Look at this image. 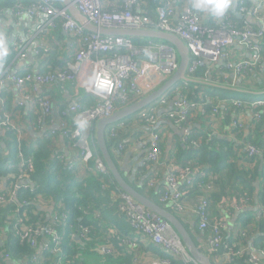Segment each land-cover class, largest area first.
Segmentation results:
<instances>
[{
	"label": "built area",
	"instance_id": "1",
	"mask_svg": "<svg viewBox=\"0 0 264 264\" xmlns=\"http://www.w3.org/2000/svg\"><path fill=\"white\" fill-rule=\"evenodd\" d=\"M254 1L255 6L249 10V13L253 18L261 21L255 15L264 8V0ZM72 2L81 14L98 26L124 29L148 27L176 34L185 42L189 50L190 61L186 70L188 77H193L194 71L202 63L207 65L219 64L221 68L238 77L246 70L251 71L254 67H261L263 64L260 45V38L264 34L263 30L254 31L249 28L243 30L231 28L215 29L203 26L199 23L195 12L189 8L180 15L179 19L172 20L170 15L174 12V7L170 3L166 6L156 7V16L153 19L148 14L135 12L132 9L135 0H120L124 5L122 9L119 6L105 9L101 0H72ZM244 6V4L240 6L239 13L247 12V8ZM11 12L16 17H32L44 14L48 17L45 27H53L59 22L62 30L74 38L77 48L73 59L67 61L62 68L55 71L41 74L38 71L33 72L28 69H23V73H20L19 70H1L0 110L3 103L2 88L7 83L13 84L17 88L31 84L33 90L37 91L36 85L79 81L86 77L85 69L89 66L88 82L84 89L97 98L96 105L83 107L78 103L72 104L68 107L66 106V109L58 110L60 117L56 121L53 120V117L46 121L45 117L53 113V104L47 96L39 95L35 99V103L41 110V115L37 119L38 123L45 125V129L50 130L51 133L58 130L65 139L77 144L79 149L76 158L80 159L86 168L88 167V162L94 160V169L99 174H109L102 158L96 152L92 143L96 120L110 116L112 112L117 110V106L123 107L134 99L142 97L148 72H154L155 75H159L161 80H165L170 76L178 66V58L174 49L166 43L152 41L138 48L129 37L103 36L87 32L82 25L72 18L66 7L57 6L54 0H32L29 4H24L22 0H17ZM43 30L40 29V31ZM234 43H239L249 49L250 60H233L231 58L228 47ZM22 50H24V47H22ZM34 53L36 55L40 54L37 47L34 48ZM20 55L22 57L25 56L24 53ZM186 85L187 82H182L171 88L170 92L159 98L155 104L141 110L137 119L145 118L148 125L151 127L155 126L158 121L156 116L157 107L170 103L171 107L167 111L166 117L183 130L182 141H186L191 133L188 123L190 110L197 109L198 106V103L192 102L183 93L186 91ZM232 102L237 107L243 106L250 110H257L253 115L255 119L259 118L258 113L264 112V98L257 97L251 100L240 98ZM213 113H218V110L213 109ZM69 118L76 124L74 127H70L71 124L67 122ZM121 125L122 122H118L116 126L109 130L111 137H114L115 130ZM0 128L9 129L16 134L19 158L17 179L28 176L27 174L32 170V159L24 157L21 152L23 130L15 124L7 112L0 114ZM160 139L161 135L156 131L155 127L148 132V137L145 140L147 151L145 152L144 160L146 162L157 163L159 161ZM118 147L121 149L122 145L119 144ZM245 152L248 158L264 156V149L249 143L245 146ZM59 158L63 159V156L59 155ZM69 167H73L72 162H69ZM201 176L203 175H196L190 166L183 168L173 167L166 173L167 188L162 192L161 201H167L169 205L182 210L183 207L179 204V200L183 193L178 189V185L180 183L187 185L196 183L200 187L210 189L211 184H202L201 181H194V179L199 180ZM19 188L21 187L15 184L6 193V196L0 195V203L16 198ZM112 194V197L118 200V210L128 219L130 226L140 234L142 241L151 242L161 247L163 251L168 253L173 259L181 261L182 264H197L186 252L178 235L168 223L144 209L130 195L118 188ZM234 207L236 210L243 209L239 204H235ZM192 212L199 219V229L206 228L209 220L208 202L202 199L195 211ZM57 224L58 221L53 220L51 223L41 225L38 228L29 227V229L22 231L21 239L29 238L32 246L37 247V237L48 240V242L43 241L41 243L38 249L39 254H34V260H38V256L50 249L52 252L56 251V246L60 244ZM226 227L227 221L224 217L215 218L211 225L212 235L207 239V249L202 251L210 256L211 260L216 264H235V261L241 257H245L247 264H259L261 257L264 256V247L246 246L243 242V237L246 235L245 232L240 234L239 244L228 242L224 233ZM86 231V229H83L81 236ZM122 242L129 244L131 247L135 246V243L131 242V240H122ZM52 245H54V248H51ZM102 248L103 251L109 249L108 246ZM4 257H7V255H4ZM171 261V259L165 257L157 260L156 264H170Z\"/></svg>",
	"mask_w": 264,
	"mask_h": 264
},
{
	"label": "trees",
	"instance_id": "2",
	"mask_svg": "<svg viewBox=\"0 0 264 264\" xmlns=\"http://www.w3.org/2000/svg\"><path fill=\"white\" fill-rule=\"evenodd\" d=\"M137 1L139 0H135L133 5L136 4ZM148 1L150 3V9L148 13L146 12L145 14L150 15L153 19L156 16L155 8L158 6H166L168 3L174 7V12L170 15V19H179L181 14L175 11V6L177 5H175V3H173L171 0ZM16 2L17 0H0V12L5 9L8 10L12 9V7L14 8ZM22 2L24 4H29L32 2V0H22ZM54 2L57 6H61V3L58 0H54ZM244 4L247 10H251L254 7V4L251 2V0H246ZM119 7L122 9L124 5L120 3ZM255 16H258L261 21H258L252 17L253 20L241 19L236 22L233 19L234 14H231L228 11L223 17H220L221 19L218 22L215 20V18H213L209 19L207 22L199 21V23L203 26L215 29L231 28L243 30L249 28L254 31L263 30L264 32V8L258 11ZM131 39L133 44L138 48L145 46L150 41L164 43L163 41L157 39L143 37H135ZM260 45L261 54L263 55L264 61V34L260 38ZM231 46L228 47L229 52ZM38 49L40 52L43 50L42 47H39ZM44 50L45 52L49 51V49ZM208 66L209 65L206 63L199 65L194 71L193 78L202 79L203 77L206 79L204 76L205 74L203 75L201 73V71H204L210 76V80H213L218 84H223V82H225L223 81L224 78L220 77V75L217 76L216 74L218 69L214 70V74H211L212 69ZM3 68L4 67L0 65V71L4 70ZM23 71L24 70H21L20 73H23ZM51 71L55 70L40 69L38 72L43 74ZM220 71L223 73L228 72L224 68H221ZM248 72L249 71L246 70L244 73H242L243 75L241 74L240 76L241 79H246V76L249 75ZM249 79L250 81L247 79L246 82H243L247 84H242L244 87L256 88L263 86V84H261L257 79H253L252 77H249ZM249 83L252 84L248 85ZM178 84H180V82H178L177 85ZM170 90L171 89H169L165 95H167ZM211 90H213L211 87H207L205 85L198 83H187L186 91L183 93L192 102L203 104L204 108H209L210 111H212L211 114L217 115L221 111V108L218 103L219 100L216 98L217 96L215 97V95L211 93ZM3 91L4 88H2V94ZM199 93H201V96H199ZM236 94L241 95L242 99L245 100H251L253 97L257 98V96L246 93ZM204 97L213 98L212 100L207 101ZM219 98L221 100L224 98L229 99L230 97L220 96ZM130 99L132 100L131 97ZM157 101L149 106H152ZM116 108L119 109L121 107L117 106ZM245 108H243V106L237 107L236 110L239 112L243 111ZM213 109L218 110V113H213ZM196 110V108L190 110L188 116L189 124L190 118L193 116V113ZM249 111L253 116L257 110L249 109ZM4 112L9 113L4 108V103H2L0 114ZM206 112L207 111H205V113ZM258 114V119H255L253 116V125H255L257 130L262 128L264 125V112H260ZM39 115H41L40 109L38 110L36 119ZM50 117H53V113H51L50 116H46L45 120L47 121ZM59 117L60 113L57 115V119ZM131 117L132 116L126 118L129 119ZM139 121L142 124H145L147 127H150V125L147 124L145 118H141ZM67 122L71 124L70 127H74L76 125L71 120V118L67 119ZM236 125L239 126V124L236 123L234 126L238 128ZM150 130L151 129L148 128V132H150ZM49 133L51 132L49 131L40 139H37L34 143V147L31 146L32 143L29 142L30 140H26V138L25 140L21 139L22 155L32 159V170L27 175L33 181L35 192L31 193L19 188L18 197L16 200L12 199L7 202L0 203V231L6 232L5 239L3 243L0 244V264H7L9 261H13L15 264H140V261L145 260L144 255L147 254V251H156V253H158V260L168 257L172 260L170 264H182L181 261L169 257L166 252H159L155 244L151 242L147 243V241L141 240V237L136 233L137 231H135V229L130 226L128 219L117 208L118 200L112 197V193L113 191L117 190V188L119 190L121 189L110 174H107L108 176L99 174V172L94 169V160H90L88 162L87 168L84 165H82L83 169H79L74 166L69 167V162L66 159H60L59 154H55L53 152L51 148L52 140ZM254 133L256 134V132ZM118 136L119 132L117 130L114 137L110 136L108 130L105 133V142L111 156V144L114 140H117ZM250 139L251 140H248L246 143L253 144L264 149V138L258 142H255L253 137ZM198 140L199 137L196 136L194 131L191 129L188 139L186 141H182L186 145V149L190 151L189 154L192 152H197L201 145L208 148V146H206L207 141L200 145ZM92 143L95 146L96 152L101 157L96 143L94 131L92 135ZM17 146V137L13 131L7 129L3 135H0V180L5 181V188L0 191V195L6 196V193L13 188L15 182L17 181V175L19 174ZM188 146L190 149L187 148ZM229 154L230 153L228 151H225L222 148L218 151L210 148L205 153L203 160H200V158L198 159V154L197 159L191 163H188L185 159L184 161L177 162L178 166L175 167L183 168L185 166H190L196 175L202 174L204 171L199 167L200 165L203 164V167H208L210 162H212V164L215 163V170L219 175L218 183L222 185L221 193H215L218 188L217 181L214 183L213 191L208 188L206 189L205 187H200L196 183L192 185L180 183L178 185V189L182 191L183 194L179 200V204L182 205V210L177 209L173 205H169L167 201H161L160 198L162 192L164 191L162 187L157 190L156 188L151 187L146 179H144V183L142 185L132 183L126 178L124 179H126V181L139 193L176 215V217L181 221L183 226L188 231L192 240L197 246H199V243L196 239L197 236L200 237V239L208 236L205 238L208 239L212 235L211 225L216 218V211H210L212 209L211 202L213 200H219V196H224L225 190H228L229 193L236 190L238 194H244L251 197L254 191V182L256 178L258 176L264 177V170L261 171L262 173L260 174L258 170H253V168H251L254 160L261 156L248 158L245 152L243 155L245 158L247 157L246 159L249 161V164L243 165L240 169H237L235 163H229L227 160ZM90 168H93L94 171L89 172L86 170ZM209 179V176L203 175L199 178V180L194 179V181H201L202 184H211L212 181ZM238 181L241 183L240 189L237 187ZM191 190H193L192 193ZM188 195H196L197 197V200L194 203V209H192L193 211H195L202 199H205L208 202L209 220L208 226L206 228L199 229V219L196 214L192 211H186L185 200ZM39 201H44L47 203V205L51 204L52 210L41 211L36 208L34 210V205H37V202ZM21 203H23V205H21ZM238 204L242 207L244 206L242 202H239ZM183 215H188L189 219H184ZM253 217H256L257 220L254 219V222H256L257 227H259V230L262 234V238H260L256 244L258 245L261 243L259 246L264 247V218L262 214L258 213ZM53 220L58 221L57 232L60 236V244L56 246L55 252H52L50 249L44 254L42 253L40 256H38V260L36 258V260H34V254H39L38 249L41 243L43 241L48 242V240L37 237L38 245L35 247L30 245L29 238L21 239V233L22 231L29 229V227L35 229L41 225L49 224ZM250 221L251 220H248L246 223H249ZM83 229H86L87 231L83 234V236H81ZM192 230H195V235ZM122 240H131V242L135 243V246L131 247L129 244L123 243ZM106 246H108L109 249L103 251L102 247ZM51 248H54V245H52ZM4 255H7V257H4ZM152 264H156V262ZM235 264H247L245 262V257L237 259Z\"/></svg>",
	"mask_w": 264,
	"mask_h": 264
},
{
	"label": "crops",
	"instance_id": "3",
	"mask_svg": "<svg viewBox=\"0 0 264 264\" xmlns=\"http://www.w3.org/2000/svg\"><path fill=\"white\" fill-rule=\"evenodd\" d=\"M139 1L132 5V9L135 12L148 13L150 9L149 1ZM171 1L177 5L175 6V11L177 13L182 14L189 8L195 12L200 22H207L209 19L213 18L218 22L221 19L220 17L217 18L212 16L208 10L194 8V0ZM245 1L246 0H231L229 12L234 14L233 19L236 22L241 19L253 20L249 13L250 9L247 10V12H242L240 18L235 15L236 12H240L238 8H240ZM251 2L255 6V1L251 0ZM101 3L105 9H112L118 7L121 2L120 0H101ZM0 17V40L3 41L4 47L3 54H0V65L4 67L3 69L19 71L28 69L33 72L39 71L40 69L56 70L65 65L67 61L73 59L77 44L73 37L62 30L59 22L53 27H45L48 19L46 15L38 14L32 17H16L11 12V9H5L0 12ZM40 29L44 30L40 31ZM22 47H24V50H22ZM35 47L43 48L39 55L34 53ZM44 49H49V53L45 52ZM21 53H24L25 56L22 57L20 55ZM230 53L233 60H250L251 56L249 49L243 47V45L239 43H234L230 47ZM208 67L212 69L211 74H214V70L218 69L216 72L217 76L220 75V77H223V81L225 82H223V84L215 83L213 80H210V76L204 71H201V73L203 75L205 74L204 76L206 79L202 77V79L198 80L207 82V85L205 86L213 89L211 90V93L215 95V97L217 96L216 98L219 100L218 103L221 111L217 115L211 114L212 111H210L209 108H204L203 104L198 103L197 110L190 118L189 124L190 129H192L194 134L199 137L198 141L200 142V145L207 141L206 146H208V148L201 145L197 152L189 154L190 151L186 149V145L182 142L183 130L166 117V113L170 109L171 104H162L156 109L158 121L155 126L147 127L145 124H142L137 119L138 113L131 115L132 117L129 119L126 118L120 121L122 122V125L116 129L119 132V136L117 140H114L111 144L110 150L112 153V159L117 167H119L123 178L138 185H142L144 179H146L151 187H154L157 190L161 187L162 189H166V173L173 167L178 166V161H184L185 159L188 163H191L197 159L198 154V159L200 158V160H203L205 153L210 148L216 151L221 148L228 151L230 154L227 157V160L229 163H235L237 169H240L243 165L249 164V161L246 159L247 157L245 158L243 155L245 153L246 142L251 140L250 138L252 137L255 139V142L263 139L264 125L257 130L255 125H253V116L249 109L243 107L245 109L238 112L236 110L237 106L232 101L239 100L240 98L242 99V97L236 94H242V92L237 91L238 89L249 91L250 93L246 94L257 97L260 96V98L261 95H264V61L261 67L256 66L249 71V75H247L244 80L243 78L241 79V77L233 75L231 72H221V66L219 64H209ZM85 71L86 77L79 81L66 82L63 84L36 85L38 88L37 91L33 90L31 84H26L21 88H17L10 83L5 85L2 94L4 108L10 113L15 124L23 130L22 140H25V138L26 140H30L29 142L32 143L31 146L34 147L36 140L40 139L50 131L45 129V125L43 126L42 124H39L38 119H36L39 106L35 103V99L39 95L47 96L51 100L53 104L54 121L57 120L58 110L66 109V106L68 107L76 103L83 107H92L96 105L97 98L84 89V86L88 82V74L90 72L89 66L86 67ZM249 77L257 79L263 84V86L256 88L244 87L242 84L243 82H246L247 79L250 81ZM160 78L161 77L155 75L154 72H148L146 83H144L145 89L143 91V96L155 90L163 83L164 79L161 80ZM251 84L252 83H249L248 85ZM214 85L223 86L225 89L218 88V86ZM199 96H201V93H199ZM220 96H229L230 98L220 100ZM204 98L207 101H210L213 97ZM205 111L207 112L205 113ZM236 123L239 124L240 128L236 125L239 129L234 127ZM154 127L161 135L160 159L157 163H150L144 160L145 152L147 151V143H145V140L148 137V128L152 129ZM254 132H256V134ZM4 133L5 130L0 128V135H3ZM49 135L52 140L51 148L53 152L62 155L64 160L66 159L68 162H72L74 167L83 169V163L80 159L76 158L79 146L71 142V140L65 139L58 130H55L54 133H49ZM119 144L122 145L121 149L118 147ZM187 148L190 149L189 146ZM199 167L205 171L200 175H207L210 178L209 180L212 181L210 189L213 191L214 183L217 181L218 188L215 193H221L222 185L218 183L219 175L215 170V163L212 164V162H210L208 167H203V164ZM251 168H253V170H258L261 174V171L264 170V156L257 157ZM86 170L89 172L94 171L93 168ZM15 184L20 186L23 190L31 193L35 192L33 181L28 176L17 179ZM237 187H239V189L241 188V183L239 181ZM3 188H5V181L0 180V191ZM192 191L193 190H191V193ZM17 197L18 194L13 200H16ZM196 200V195H188V197H186V211H193L192 209H194L193 207ZM239 202H242L244 205L242 210H236L234 207V205ZM21 205H23V203H21ZM34 206V210L35 208L41 211L52 210L51 204L47 205L44 201H39L37 202V205ZM211 206L212 209L210 211H216V218L224 217L227 221V227L224 233L228 242L239 244V236L242 232H245L246 235L243 237V242L246 246L262 247L259 246L261 243L258 245L256 244L260 238H262V234L259 227H257L256 222H254V219H256L257 216L255 218L253 216L258 213L262 214L264 218V177L258 176L256 178L254 182V191L251 197L244 194H238L236 190L231 191L230 193L228 190H225V195L222 197L219 196V200H213ZM183 218L186 220L189 219L188 215H183ZM248 220L251 221L246 223ZM192 232H194L195 235V230H192ZM137 234L140 236L139 233ZM5 236L6 232L0 231V244L3 243ZM205 238L200 239V237H196L197 242L199 243L198 247L201 250L207 249V239ZM157 248L159 252H165L161 247L157 246ZM144 256L145 260L140 261V264H152L158 260V253H156V251H147V254ZM168 256L171 257L169 254ZM7 264L15 263L9 261ZM259 264H264V256L261 257Z\"/></svg>",
	"mask_w": 264,
	"mask_h": 264
},
{
	"label": "water",
	"instance_id": "4",
	"mask_svg": "<svg viewBox=\"0 0 264 264\" xmlns=\"http://www.w3.org/2000/svg\"><path fill=\"white\" fill-rule=\"evenodd\" d=\"M58 1L61 3V6L66 7L68 13L72 16V18L80 25H82L87 32L97 33L103 36H125L129 38L143 37L149 39H157L163 41L174 49L178 58L177 69L170 76H168L163 81V83L155 90L115 110L110 116L102 117L96 120L94 135L101 158L107 168V171L112 176L113 180L119 186L121 191L130 195L144 209L159 216L164 222L168 223L178 235L186 252L197 264H216L195 244L188 231L183 226L181 221L176 217V215L139 193L126 181V179L123 178L120 173L119 167H117L116 163L113 161L105 142V133L107 130L109 131L113 126H115L118 122L122 121L126 117L135 115L141 110L147 108L149 105L165 95V93L169 89L176 86L178 82L207 85V82L205 81H200L186 75V70L190 61V54L185 42L176 34L155 28L145 27L139 29H124L98 26L93 24L83 14H81L72 0ZM235 15L238 18L242 16L239 12H236ZM218 88L225 89V87L223 86H218ZM237 91L242 93H250L249 91L241 89H238Z\"/></svg>",
	"mask_w": 264,
	"mask_h": 264
},
{
	"label": "clouds",
	"instance_id": "5",
	"mask_svg": "<svg viewBox=\"0 0 264 264\" xmlns=\"http://www.w3.org/2000/svg\"><path fill=\"white\" fill-rule=\"evenodd\" d=\"M231 0H194L193 7L208 10L214 17H223L230 10ZM3 41L0 40V54H3Z\"/></svg>",
	"mask_w": 264,
	"mask_h": 264
},
{
	"label": "rangeland",
	"instance_id": "6",
	"mask_svg": "<svg viewBox=\"0 0 264 264\" xmlns=\"http://www.w3.org/2000/svg\"><path fill=\"white\" fill-rule=\"evenodd\" d=\"M243 84H244V85H247V84H245V83H243ZM239 96L242 97L241 95H239ZM239 96H238V97H239ZM261 98H264V95H261Z\"/></svg>",
	"mask_w": 264,
	"mask_h": 264
}]
</instances>
